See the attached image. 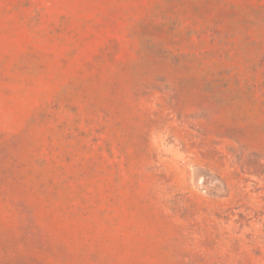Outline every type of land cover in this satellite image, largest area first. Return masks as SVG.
Returning a JSON list of instances; mask_svg holds the SVG:
<instances>
[{"label":"rangeland","instance_id":"rangeland-1","mask_svg":"<svg viewBox=\"0 0 264 264\" xmlns=\"http://www.w3.org/2000/svg\"><path fill=\"white\" fill-rule=\"evenodd\" d=\"M0 264H264V0H0Z\"/></svg>","mask_w":264,"mask_h":264}]
</instances>
